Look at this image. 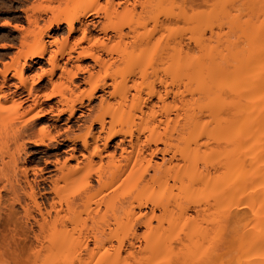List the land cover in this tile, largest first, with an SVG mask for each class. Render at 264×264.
Returning a JSON list of instances; mask_svg holds the SVG:
<instances>
[{"label": "bare ground", "instance_id": "bare-ground-1", "mask_svg": "<svg viewBox=\"0 0 264 264\" xmlns=\"http://www.w3.org/2000/svg\"><path fill=\"white\" fill-rule=\"evenodd\" d=\"M45 1L51 0L30 2V5L21 9L26 25L14 26L20 31V49L18 48L20 51H18L23 53L20 55L23 57V62H18L17 59L15 65H12V68L14 66L12 77L18 79L22 87H26L28 97H33L32 102L27 103L24 109V113L29 115L28 122L21 130L18 129L16 136L21 138L26 130H30L28 128L31 125L42 120L48 113L54 123L61 121L62 116L66 115L63 122L66 126L65 132L70 129L69 124L72 120L84 121L86 115V133L80 137L66 139L72 144L68 156L61 163L58 160H53L54 162L50 160L45 162L46 165L50 164L54 169H62L70 160H78L76 152L86 158V168L97 164L95 158L99 159L100 163L107 158L108 167H106L109 174L114 171L112 167L118 168L120 165L117 163L124 162L127 172L125 182L131 185V188L138 189L137 195L128 202V220L130 224L143 226L148 233L158 230L152 223L159 218L158 213L163 215L176 209L179 211L178 219L183 220L181 227H184L189 226L190 220H194L189 218L187 211L193 210L199 214L215 206L217 208L218 204L225 206L218 208V211H222L219 213L224 224H234L243 213L246 198L253 196L257 202L255 218L251 222L254 230L250 227L252 233L251 231L248 233L251 236L247 240L243 237L241 240L244 242L239 240L240 255L237 256L236 261L239 263L241 259L246 258V264L247 261H250L249 264H264V25L259 30L263 20L260 21L259 26L253 25L251 31L254 33L249 32L250 36L252 34V47H255L249 50L247 47L246 53L232 50L228 46L220 50L216 49L219 46L210 44L214 35L213 23H216L213 18L214 6L206 14L201 13L196 17L198 18L196 23L203 29L196 42L193 41L194 46H191L185 42L179 27V23L181 24L188 14L191 18L194 16L193 7H188L189 12L191 10L190 14L185 2L104 0L101 5L100 0H78V3L73 2L75 0H56L66 4L65 6L58 3L65 7H62L64 10L67 6L70 7L67 4L71 3L74 6L77 3L64 13H56L52 7L42 5ZM196 2H199L198 5L209 4V0H190L189 6H194ZM48 14L51 16L48 17ZM45 16L48 17L45 21L47 23L44 27H40L39 22ZM61 24L66 26L68 35L78 32L79 37L68 48L49 53L48 44H53V39H45L44 36H47L45 32L50 29L58 30ZM171 24L179 26L171 28ZM206 31L209 32L208 37ZM48 37L52 38L49 34ZM154 46H159L158 53L160 51L161 56L160 58L158 55L161 59L159 63H155L153 60L155 57L151 58L155 56L154 53L151 56V51L147 52L151 48L154 49ZM135 47L141 52L136 54L138 55L136 58L139 59L133 61H139L141 58L143 63L141 60V63L139 62L141 65L137 62V66H132L133 63L130 62V67L126 65L127 69L119 70V67L117 69L116 67L120 66L117 64L126 60L130 50L128 48L132 50ZM46 54H48L46 61L50 64L47 74L50 83L56 71L60 72V78L66 75L69 85L74 83L78 73H86V78L83 79L86 82V104L81 97L75 98L71 90L69 95L64 92L65 90L59 92L57 90L43 96H32V90H35L42 75L30 77L31 84H29V78L24 76V70L29 61L35 63ZM73 59L76 61L86 59L89 63L86 66L76 64L74 70H67L66 64ZM146 59L152 61L146 64ZM229 60L235 64H230ZM153 61L160 66H148L150 62L153 64ZM230 66L233 70L232 68L230 70ZM7 72L2 70V74L0 73L3 76H1L3 80L0 85V99L4 97L3 85L7 83ZM63 83L61 85H64ZM54 96H57L55 110L53 106L44 109L42 103ZM95 98L99 99V107H102L103 112L93 117L91 111L94 107L90 106V102ZM28 100L27 97L20 101L14 99L11 104L9 103L11 108L0 102V119L3 122L0 124L4 125L6 120L12 121L14 115L12 118L6 115L9 109L16 114L17 107ZM85 105L86 112L82 110ZM46 128L48 125L41 131ZM226 134L230 136L229 139L226 137L227 140L224 137ZM43 138L31 140L35 146H38L44 143ZM116 138L118 140L111 145ZM0 139L2 140V137ZM78 141L81 142V149L85 150L86 154L76 148L75 144ZM100 142L102 147H99ZM18 144V147L23 145ZM110 146L113 147L111 151L108 150ZM245 152L252 158L249 169L244 167ZM156 156L157 160L153 159ZM216 157L220 158L218 162L223 172L217 177V181L211 182L209 174L211 169H216ZM5 164L0 166V184L2 183L0 201L1 191H8L10 207H6V211L0 209V227L5 225L9 232L6 234L0 231V256L10 254L15 257L22 255L37 257L43 252H48L50 256L57 258H60V255H74L80 259L82 255H86L87 237L79 234L74 238L70 236L71 234H63L65 229L63 221H60L61 228L58 226L57 229V225L52 228V238L50 237L47 246L39 243V234H35L32 228L29 229L27 226L31 225L27 222L31 218L41 229L48 223L52 213L55 218L60 217L59 209L55 208L53 201L49 202L47 209L44 208V201L37 200L39 197L45 198L44 195L49 192L56 191L54 182L50 177L48 179L41 177L42 183L48 182L52 185L48 187L49 191L42 186L43 192L42 190L37 192L24 172V183L29 191L22 188L18 181L16 184H11L10 178L5 179L7 182L5 181L4 184L3 180L8 174V172L5 174V168L8 166ZM90 177L89 175L86 177V188L91 187ZM97 177V181H100L99 175ZM170 181L176 185V193L169 187ZM202 184L204 188L212 186L210 187L212 192H209L210 194L208 193L203 200L192 197L191 193ZM249 190H254L253 195ZM22 197L29 200L35 209L34 212L36 211L40 218L32 216L28 203L22 205ZM235 201L236 209L232 212L230 207ZM15 204L23 210L21 216L14 209ZM23 217L26 222L23 221ZM89 218L93 223L105 222L103 217ZM158 222L160 223L159 219ZM195 223H192L188 230L191 228V235L199 238L200 227ZM175 225L171 227L175 228ZM246 231L244 230L245 237ZM241 233L240 237L243 235ZM100 234L103 232L93 234V243L98 252L102 251L99 252V256L108 255V251L102 245V248L100 247L103 240ZM155 241L150 244V247H153L150 249L153 257L155 248L160 245ZM196 241H192V248H196L194 247ZM121 245L122 242L118 247L111 248L118 253ZM88 253L92 255L94 251L90 250ZM251 255H255L254 261L250 260ZM157 261H160L158 257ZM148 262L149 260L143 264Z\"/></svg>", "mask_w": 264, "mask_h": 264}, {"label": "rangeland", "instance_id": "rangeland-1", "mask_svg": "<svg viewBox=\"0 0 264 264\" xmlns=\"http://www.w3.org/2000/svg\"><path fill=\"white\" fill-rule=\"evenodd\" d=\"M35 1L37 0H0V73L2 72V70L8 71L6 74L7 83L3 85L4 97L3 96L1 97L0 102L3 105L6 104V106L10 107L11 106L10 104L14 99L16 101L18 100L20 101L26 97L27 99L29 98V100L26 103H24L22 106L17 107L16 114H13L14 111L12 109H9V112L6 115H9V118L10 116L12 118V115H14L13 117L14 119H12V121L10 120L11 122L10 121L7 122L6 120L7 123L4 122L5 123L4 126L2 125L3 124V122H1L2 120L0 119V123H2L0 124V128H1L0 138L2 137V140L0 139L1 140L0 166L5 163L8 165L6 168H5L6 164L4 166L5 174H7L6 172H8V174L7 177L6 176L5 178L3 177L4 178L3 183L5 184L7 182L5 179L10 178L11 184H16V181H18L19 185L22 188L24 187L25 190L29 191V188L24 183L25 178L23 174L24 172H26V176H27L26 178L31 184H33L34 190L37 192L42 190L41 192H43V187L46 188L47 191H49L48 187H51L52 184L48 182L42 183L43 181L40 178L44 177L48 179L50 177L51 180H53L54 182L56 191L49 192L46 195H44L46 199L45 198L40 199L41 197H39V199L37 200L38 202L44 201L45 203L44 208L47 209L49 206V202L53 201L55 203V208L59 209L60 215L58 216L60 217L55 218L54 213H52V217H50L48 223L41 228L42 230L38 227L36 223H34V221L31 218H29L28 220L29 222H27V224L29 223L28 225L31 226L30 227L27 226V227L29 229L32 228L35 234L36 233L39 234L40 244L43 243L45 246H47L50 241L49 240L50 237L52 238L51 236V232L53 230L52 228L56 227V225H57L56 227L57 229L60 226L62 227L61 222L63 221L66 229V230L64 229L65 232L63 231V234L66 233L71 234L70 236L74 238L76 236L78 237L79 234L80 236L87 237L86 242L88 244V251L86 252V255H82L80 259L78 258V256L76 257L74 255L72 256L60 255L59 256L60 258H57V256H50L49 255L50 253L48 254V252H43L41 255L37 257L33 255H31L30 257V255H27L30 258H28L26 255H25L26 257L24 255L15 257V256H11L10 254H5L0 256V264H143L145 261L148 260H149L148 264H242V263L244 264L246 258H244V260L241 259L239 263L236 261V258L238 255H240L239 252L240 241L244 242L241 239L244 237V239L247 240V238L251 236V234L248 232L251 231L252 233V230H254L253 229L254 225L253 223L251 225V222L255 218L254 211H255V206H257V202L254 200L253 196L252 198H250L251 196L249 198H246V204L244 206L243 213L240 216V219L238 220L239 222L238 221L236 223L234 222V224L233 223L224 224L222 216L219 213V212L222 213V211L220 210L218 211V208L225 207L224 204L223 205L218 204L219 206L217 205V208L215 206L214 208L203 211L199 214H196L193 210L187 211L189 218L190 219L193 218L194 219L193 221L196 222L195 223L192 220H190V223L188 225L191 227L192 223H195L200 227L201 234H199V236L197 235L199 238H197L193 234L191 235V228H189L190 230H188L189 226L181 227L182 226L181 223L183 220L182 218L178 219L179 211H177L176 209L172 211L173 213L168 212L163 215L161 213H158L159 218L153 220L152 222L153 226L157 227L158 230H154L148 233L143 226L139 224H130L128 220V214H127L129 210L128 202L137 195L138 189L135 190L134 188H131L130 187L131 185L129 186L128 183L125 182L126 181L125 177L127 175V172L125 171L126 167H124L125 165L124 162H121L122 164L117 163V165L120 166L118 168L112 167L111 169H113L114 171L109 174V170L107 169L108 166L106 165L107 164L106 162L108 161L107 158H104V160H102L101 163L98 161L99 159L95 158L97 164H94L93 166L86 168V158L81 157L78 154L79 152H76V154L78 155L77 156L78 160H70L67 165L62 167V169L58 170V169H54L53 165L50 164L46 165L45 162L50 160L52 162L58 160L61 163L64 160V158L68 156V154L71 151L69 148L72 147V144L69 143L66 139L68 137L69 138L80 137L81 135H84L86 133V122H85L86 115L84 121L76 122L72 120V122L69 124L71 126L70 129L68 130V132L67 131L65 132L66 126L63 124V122L64 119L66 118V115L62 116L61 121L54 123V121L51 119L52 116L51 115L48 116L49 114L48 113L46 114V116L43 117L42 120L37 121L33 125H31V127L28 128L30 130L29 131L26 130V133L21 135V138L20 136L19 137L16 136L17 135L16 132L21 130V128L24 127L25 123L28 122L29 115L27 116V113L26 114L24 113L25 111L24 109H26L27 105L30 104V102H32L33 97L31 96L28 97L26 87L24 86L22 87L18 79L12 77L11 72H13V68H14V66L12 68V65L13 64L15 65L17 59L19 60L18 62H23V57L20 56L23 53L21 54V52H19L20 51L19 44L21 39L20 31H18V29L16 30L14 26L18 25L17 27H21L26 25V20L24 18L23 13L21 12V9L26 8V6L30 5ZM57 1L56 0L55 1L51 0L50 2L45 1L43 2L42 5H46V6L48 5L52 7L56 13L58 12L64 13L68 11V9L70 10L78 3V0H75L73 2H77V3L75 5L73 4L74 6H72L71 3H70L71 5L67 4L70 7L67 6L66 9L64 10L65 7L61 5L65 3L63 2L60 3ZM169 1L172 2L174 1L179 3L185 2L187 4L188 12H189L188 7L190 8L193 7L192 9L194 11L195 17L193 16L194 18L193 17L191 18L187 12L188 15L186 16V18H184L181 24L179 23L180 26L177 24L181 28L185 42L191 46H194L193 44L196 42V39L199 38L201 29H203V27L200 28L201 25L198 26V23H196V21L198 20V18L196 19V17H198L201 13L206 14L207 12H209L212 6H214L213 18H215L216 23L215 22L213 23L214 35L211 38L212 41L210 42V44L212 46L216 45L215 47L219 46L216 49L224 50L225 47L228 46V48L232 50H240L242 52L247 53V51L252 47V43H251L252 34L250 36L249 32L250 33L253 32L251 31L254 28L253 25L254 24L258 25L262 20L263 22L260 23V26L258 25L259 30H261V27L264 25V0H209V4L207 5L205 4L198 5L199 2H196L194 6H189L190 0H169ZM58 3H60L61 5L59 4L60 5L59 6ZM100 3L102 5V3H104V0H100ZM62 7L64 8L62 9ZM189 13L191 14V10ZM47 16L49 17L51 15L48 14ZM47 16L44 17L43 19L44 21L42 19L40 20L39 22L40 27H44L45 26L44 24L47 23L45 22L48 19ZM177 25L171 24L170 27L175 28L177 27ZM140 29L141 28H139V30ZM45 33L47 35L44 36L45 39H53V44L51 43L48 44L49 53H51L52 51L54 52L68 48V46L71 45V43L79 37L78 32L72 35H68L66 26L64 24H61L58 30L50 29ZM48 34L49 36H52V38H49ZM206 36L207 37L209 36V32L207 31H206ZM194 40L195 42L193 43ZM170 44L173 45V42L170 41ZM128 49L130 50H128L129 53L126 60L125 61L123 60L122 62L117 64V65L120 64V66L116 67L117 69L119 67V70L126 68V65L127 67H130L129 66L130 62L133 63V64L131 63L132 66L136 65L137 62L138 65H141L139 64L141 60L143 63V59L141 58L139 61H135V62L133 61L134 59L135 60L139 59L136 58L138 56L136 54H139V51L141 52V50H138L137 47L132 49L133 51L131 50V48ZM152 49L153 48H151V50L149 49V51L147 52L151 51L150 52L151 56L154 53L155 56L153 55V57L151 58L155 57L153 60L155 61V63L157 62L159 63L161 61L160 59L161 56L159 54L160 51L158 53L159 46L157 47L154 46L153 51ZM17 51L20 54L17 53ZM158 55L160 58L158 57ZM47 57L48 54H46L44 58L40 60L39 59L36 60L35 63L29 61L28 65L24 70V76L27 77V79L29 78L28 82L29 81L31 82L30 77H36V75H42L41 81L37 84L35 90L34 91L32 90V96L34 95L43 96L46 93L47 94L49 92L52 93V91L55 92L57 90L58 92L59 90L61 91L65 90L64 92L67 95H69L72 91L75 98L76 96H78V98L81 97L84 103L86 104V82L83 80L84 78H86V73L84 72L78 73V76L77 78H75L74 83L69 85L66 75L60 78L59 77L60 72L56 71V73L51 77V83H50L47 75L48 70L50 69V64L48 61H46ZM150 59L149 60L146 59L147 60L146 64H148L149 61H152ZM154 61L153 64H151L150 62L149 63L150 65L148 66L151 65L160 66V64L158 65L154 64ZM144 62H146L145 59ZM87 63H89V60L84 59V60L76 61L75 59H73L66 64V68L67 70H74L76 64H79L81 66L84 65L86 66ZM229 63L235 64L231 60H229ZM9 67L12 68V69L10 68V71L8 70ZM231 68L233 70L232 66H230V70ZM1 74H0V85L3 80L2 79L3 76ZM30 82L29 84H31ZM61 83H63L64 85H61ZM74 84L76 86H74ZM66 86L69 87L66 88L67 90L65 89ZM99 93H101V91ZM54 97L42 103L44 109H49V106H53L55 110L57 106L56 103L57 96ZM98 100H99L98 98H95L90 102V106L94 107L93 110L91 111L92 114L91 116L99 115L103 112V110L101 109L102 107H99ZM58 107L61 106L58 105ZM85 107L86 105L82 107V110L86 112ZM10 111L13 112L11 113ZM77 114H79V111L77 112ZM52 124H55L54 125L55 127ZM47 125L48 128H46V130L42 132L41 129ZM38 137L39 138L44 137L43 138L44 143L35 146L32 143V140L34 139L37 140ZM224 137L225 139L226 137L228 139L230 138V136L229 135L227 136V134L224 135ZM29 139L30 140L32 139L31 142L28 141ZM117 140L118 139L116 138L111 143V145H113V143ZM2 141L4 142L2 143ZM18 143L23 145L18 147L17 146L19 145ZM100 144L99 147H102V144L101 145ZM75 146L84 154H86V151L81 149L80 141L76 142ZM112 148L113 147L110 146L108 150L111 151ZM246 153L247 152H245L246 157L244 158L245 159L244 167L246 169H249L250 168L249 165H251L250 163L252 162V158H250L251 156L248 153H247L248 155H246ZM157 158L158 157L156 156L153 159L157 160ZM219 159H220L219 157L215 158V161H217L215 165L216 169H211V172L209 174L211 182H214V180L217 181L218 180L217 177L222 175L221 173L223 172V169L220 167V164L218 162ZM42 169L45 171L43 172L40 171ZM88 175L91 176L90 188H86L85 185V180L86 177H88ZM98 175L100 177V181H97ZM36 184H38L39 186H36ZM221 185L222 184L220 183L219 186ZM169 187H171L174 193L177 192L176 185H174L172 181L169 182ZM210 187L212 186H208V188ZM208 188H204L202 184L191 193V196L203 200L206 198L209 192H212L211 188L210 189ZM249 191L248 193L252 192L251 195H253L254 190L253 191L251 190L250 192ZM8 193L9 192L5 190L1 191V196H2L1 198L2 200L0 201L1 211H6L7 210L6 207L8 208L10 207V197H9L10 195H7ZM25 203H28V205L31 207L30 208L31 213H33L32 216H35L36 218H40L37 215V212L36 211L34 212L35 209L31 206L29 200L25 197H22V205H25ZM236 205L237 202L235 201L230 207L232 212L235 211ZM14 206H15L14 209L18 213H20L21 216L23 214V210L21 209V207H19V205L17 204H15ZM217 211L219 214H217ZM90 216L95 219L103 217L105 222L93 223L89 218ZM22 219L23 221L25 220L24 222H26V219H24V217ZM158 219L160 223L158 222ZM170 221L171 223L172 222L174 223V224L172 223L173 227L176 224L175 228L171 227L172 225L171 223H169ZM4 226L0 227V231L2 233L7 234L9 230L7 229L6 226L5 227ZM250 227L252 228V230ZM246 228L248 229V231H246ZM244 230L246 231L245 233L247 234L246 237L244 236L245 235ZM99 232H103V234H100V236L103 239L100 244V247L102 248L103 246L108 251L107 252L108 255L99 256L100 254L99 252L102 251L98 252V249L95 248V245L93 243L94 242L92 237L93 234L95 235V233H99ZM241 232L243 233L242 237L239 236ZM202 233L204 235H202ZM155 240L158 241L160 247L159 246L158 247L155 246L156 248L154 247L156 250L155 254L153 253L155 257L154 260L153 255L150 253V249L153 248L150 247V244L154 243ZM196 240H198V242ZM192 241L197 242L196 246L193 244L194 247H196L197 249L192 248L191 246ZM0 242H1V236H0ZM120 242H122V245L120 251L117 253L116 251H114L113 248L118 247ZM34 244H36V242ZM90 250H93L94 254L90 255L88 253L90 252ZM162 256H164V258H162ZM248 256H250V254ZM251 256H252L251 258L249 257L250 260L254 261L255 255L254 256L251 255ZM157 257L160 261H157ZM104 259L107 260H105L104 263H102ZM110 260H112V263H110ZM247 263L249 264L250 261L249 262L247 261Z\"/></svg>", "mask_w": 264, "mask_h": 264}]
</instances>
